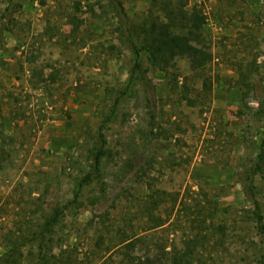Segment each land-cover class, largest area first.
Returning <instances> with one entry per match:
<instances>
[{
	"label": "rangeland",
	"instance_id": "obj_1",
	"mask_svg": "<svg viewBox=\"0 0 264 264\" xmlns=\"http://www.w3.org/2000/svg\"><path fill=\"white\" fill-rule=\"evenodd\" d=\"M193 4L206 66L140 50L132 74L150 0H0L1 264H33L57 210L75 264H159L183 239L191 264H264V0Z\"/></svg>",
	"mask_w": 264,
	"mask_h": 264
},
{
	"label": "trees",
	"instance_id": "obj_2",
	"mask_svg": "<svg viewBox=\"0 0 264 264\" xmlns=\"http://www.w3.org/2000/svg\"><path fill=\"white\" fill-rule=\"evenodd\" d=\"M191 0H150L147 18L140 26V47L132 41L131 48L134 53V63L132 74L140 69L139 54L143 50L146 54L147 62L151 67L161 70L175 69L177 61L186 59L189 68L193 72L202 70L211 60V51L203 35L205 15L200 7L193 4L188 8ZM38 74L33 73L35 78ZM51 75V74H49ZM42 77V74L40 75ZM53 81V77H50ZM49 80V79H48ZM46 78L33 80L30 78L29 84L32 88L41 89L48 87ZM210 88V84H208ZM185 99H188L185 97ZM190 99V98H189ZM243 99V98H242ZM191 101V100H189ZM103 148L100 146L93 158L95 170L100 165ZM92 177V173H87L80 178L78 188H82ZM62 210H57L52 217L45 221L44 226L39 229V239L35 242L36 247L31 244L30 251L36 248V260L33 264H75L79 263L78 257L73 256L74 250L66 248L58 252L53 251V235L56 233L55 226L58 224V215ZM257 228L264 237V221L261 215L256 216ZM125 239L123 242L127 248H134L135 242ZM180 248H174L167 252L163 261L159 264H191L195 247L194 239H183ZM35 247V248H34ZM34 248V249H33ZM1 258V257H0ZM141 260V258H140ZM141 264H154V260L146 257V260L139 261ZM1 264V262H0Z\"/></svg>",
	"mask_w": 264,
	"mask_h": 264
}]
</instances>
